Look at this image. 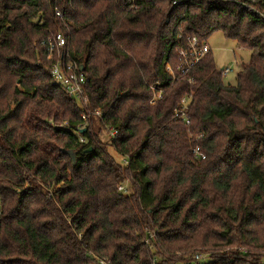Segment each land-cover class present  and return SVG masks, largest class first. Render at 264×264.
I'll list each match as a JSON object with an SVG mask.
<instances>
[{
	"label": "trees",
	"instance_id": "obj_1",
	"mask_svg": "<svg viewBox=\"0 0 264 264\" xmlns=\"http://www.w3.org/2000/svg\"><path fill=\"white\" fill-rule=\"evenodd\" d=\"M174 1L0 0V264H264V0ZM219 30L252 51L236 83L212 50L174 81ZM59 32L87 104L53 82Z\"/></svg>",
	"mask_w": 264,
	"mask_h": 264
},
{
	"label": "built area",
	"instance_id": "obj_2",
	"mask_svg": "<svg viewBox=\"0 0 264 264\" xmlns=\"http://www.w3.org/2000/svg\"><path fill=\"white\" fill-rule=\"evenodd\" d=\"M175 4H178L179 1L175 0ZM57 16L63 17V13L60 10L56 11ZM66 37L63 32H59L51 36L47 41H43L42 44L46 45L48 51L53 55L54 62L51 65L50 73L53 77V82L64 89L67 94L77 99L78 101H87L86 100V85L88 82L87 75L83 72L82 66H80L76 61H72L65 57V47H66ZM211 47L208 42L199 39L197 36H192L188 38V46L182 47L179 49V55L181 57V62L177 67L179 74L176 75L174 69L170 64L167 65L166 70L169 71L174 76V81L180 77H184L187 73L195 67L209 52ZM220 73L224 78L228 76L229 73L233 71L230 66H223L219 69ZM192 83V79L189 80ZM159 87V88H157ZM154 96L151 99V103H155L164 96L163 89L160 88V84L152 85L151 87ZM191 96L185 97L180 105L175 109V118L185 121L187 124L190 123V118L188 115L189 105H190ZM96 115H101L100 110L94 112ZM88 115L83 114V119H87ZM86 124L81 125L85 127ZM111 136H114L117 131L116 129L110 128ZM194 153L196 158L205 159V154L201 151L200 146L194 148ZM1 200H0V231H1V218H2V209H1ZM210 260L208 254L197 253L194 255L193 259L189 261V264H207ZM99 264H109L108 258H100Z\"/></svg>",
	"mask_w": 264,
	"mask_h": 264
},
{
	"label": "rangeland",
	"instance_id": "obj_3",
	"mask_svg": "<svg viewBox=\"0 0 264 264\" xmlns=\"http://www.w3.org/2000/svg\"><path fill=\"white\" fill-rule=\"evenodd\" d=\"M208 44L212 50V56L214 58V62L218 68V70L223 66H230L233 71L228 74L225 78L226 82L236 83L237 74L243 68L244 65L248 64L251 59L252 51L248 48H239L238 42L235 39L227 38L223 31H216L212 36L208 38ZM103 58L102 54H98L97 60L101 61ZM220 72V71H219ZM87 104V101H84ZM67 122H64L63 125H66ZM111 153L114 155L116 160L120 163H124V158L118 154L114 148H111ZM256 226L254 230H256ZM259 235H262L261 230H259ZM203 237H200V241ZM216 243L214 240H210V244ZM233 249H236L235 247ZM192 251L203 253V251L208 250L207 247L200 248L199 246L191 249ZM201 251V252H200ZM182 254L183 252H178ZM197 254V253H196ZM204 254H208L211 259L210 252H205ZM234 259H236L234 264H256L257 262L253 259H247L245 257L234 255Z\"/></svg>",
	"mask_w": 264,
	"mask_h": 264
}]
</instances>
